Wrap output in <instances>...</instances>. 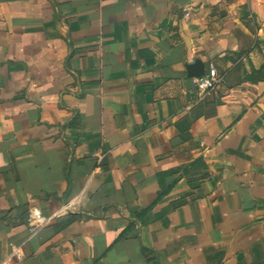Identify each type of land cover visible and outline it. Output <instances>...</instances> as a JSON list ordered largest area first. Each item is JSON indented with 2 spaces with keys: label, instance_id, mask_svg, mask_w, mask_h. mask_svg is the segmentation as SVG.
<instances>
[{
  "label": "crops",
  "instance_id": "obj_1",
  "mask_svg": "<svg viewBox=\"0 0 264 264\" xmlns=\"http://www.w3.org/2000/svg\"><path fill=\"white\" fill-rule=\"evenodd\" d=\"M0 264H264V0H0Z\"/></svg>",
  "mask_w": 264,
  "mask_h": 264
},
{
  "label": "built area",
  "instance_id": "obj_2",
  "mask_svg": "<svg viewBox=\"0 0 264 264\" xmlns=\"http://www.w3.org/2000/svg\"><path fill=\"white\" fill-rule=\"evenodd\" d=\"M223 80L224 77L211 65L207 74L196 78V85L200 92L210 93L216 89ZM28 221L30 229L35 231L43 227L47 223L48 218L40 210L34 209L29 213ZM18 255H21V253L18 252Z\"/></svg>",
  "mask_w": 264,
  "mask_h": 264
},
{
  "label": "water",
  "instance_id": "obj_3",
  "mask_svg": "<svg viewBox=\"0 0 264 264\" xmlns=\"http://www.w3.org/2000/svg\"><path fill=\"white\" fill-rule=\"evenodd\" d=\"M189 72L194 77H199L205 74V67L201 60H197L195 63L188 66Z\"/></svg>",
  "mask_w": 264,
  "mask_h": 264
},
{
  "label": "trees",
  "instance_id": "obj_4",
  "mask_svg": "<svg viewBox=\"0 0 264 264\" xmlns=\"http://www.w3.org/2000/svg\"><path fill=\"white\" fill-rule=\"evenodd\" d=\"M26 212V210L22 211V213L24 214ZM77 218V215L74 213H70L68 215H65L61 218H59V224L56 226V230H61L63 228H65L66 226H68L69 224H71L72 222H74ZM14 224H17V222H15Z\"/></svg>",
  "mask_w": 264,
  "mask_h": 264
}]
</instances>
